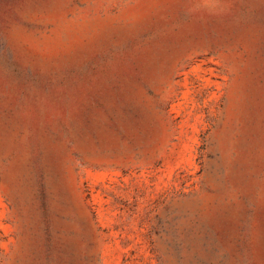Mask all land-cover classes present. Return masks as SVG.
Returning a JSON list of instances; mask_svg holds the SVG:
<instances>
[{
  "label": "rangeland",
  "instance_id": "obj_1",
  "mask_svg": "<svg viewBox=\"0 0 264 264\" xmlns=\"http://www.w3.org/2000/svg\"><path fill=\"white\" fill-rule=\"evenodd\" d=\"M0 264H264V0H0Z\"/></svg>",
  "mask_w": 264,
  "mask_h": 264
}]
</instances>
